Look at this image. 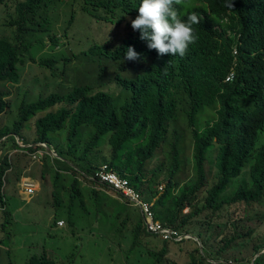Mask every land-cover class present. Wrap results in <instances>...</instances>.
<instances>
[{
  "label": "trees",
  "instance_id": "1",
  "mask_svg": "<svg viewBox=\"0 0 264 264\" xmlns=\"http://www.w3.org/2000/svg\"><path fill=\"white\" fill-rule=\"evenodd\" d=\"M208 2L214 19L181 57L159 55L140 38L141 33L136 40L110 33L108 26L132 15L141 0H0L6 11L0 25L16 27L12 38L0 36V115L9 107L13 94L9 84L20 82V64L29 60L46 68L56 67L57 58L37 59L36 55L44 46L41 33L54 32L50 39L58 44L56 17L58 10L68 11L65 3L71 8L69 26L62 29L68 39L67 62L81 59L93 63V58L101 75L106 78L111 72L109 81L99 85L79 81L67 93L57 91L31 102L24 96L12 125L0 130V142L7 138L5 141L12 142L16 151H24L21 145H31L27 151L33 154L45 150L40 143L56 149L57 156L49 155L46 164L57 165L53 176L58 189L66 176L70 179L66 217L70 228L80 219L75 216L76 209L86 211L82 183L90 189L96 215L113 205L109 214L115 225L113 232L120 233L126 224L134 222L126 264L139 248L141 236L152 235L145 229L142 216L135 219L127 203H119L99 188L101 184L94 177L101 164L110 165L128 179L150 201L163 224L184 232L203 212L210 211V218L225 213L229 225L234 224L237 209L246 214L247 208L264 205V0H233L234 9L225 7L226 0ZM42 7L47 13L41 16ZM229 11L234 19L232 28L240 35L237 57L233 54L235 38H217L215 30L217 14L228 15ZM195 12L210 17L206 8ZM129 46L140 53L138 60L126 58ZM232 68L234 79L225 82ZM180 117H185L188 134L176 125ZM86 134L88 138L83 141ZM191 148V173L196 177L182 184L185 179L177 176L185 171L182 158L186 159ZM160 155L163 160H159ZM156 159L159 165L150 170V163ZM13 168L9 156H0V215L4 220L0 251L6 255L2 264H16L10 252L14 218L6 193V177ZM65 171L70 175H64ZM54 205L59 212L65 208L56 193ZM53 224H58L57 217ZM235 234L222 239L224 247L219 249L218 258L231 247L242 246L232 244L252 232ZM72 235L76 237L77 232L72 231ZM162 244L161 250L148 252L156 259L152 264H162L167 255L168 242ZM263 248L264 241L252 246L250 264H264V255L258 256ZM75 257L72 251L66 259L55 260L42 251L25 264H74ZM205 261L201 254L198 259L192 256L189 264ZM212 262L221 264L219 259L212 258Z\"/></svg>",
  "mask_w": 264,
  "mask_h": 264
},
{
  "label": "rangeland",
  "instance_id": "2",
  "mask_svg": "<svg viewBox=\"0 0 264 264\" xmlns=\"http://www.w3.org/2000/svg\"><path fill=\"white\" fill-rule=\"evenodd\" d=\"M43 8L45 7H42L41 10L44 14L39 13L38 15L42 16L47 13V10H43ZM58 11L60 13L59 17H56L55 30L59 39L57 41L58 44H55L56 42L50 39V35H54V32L41 33L40 35L43 37L44 46L42 47V51H39L36 55L37 59L42 56L45 58L48 56L50 58H57L58 63H56L54 69L40 66L29 60L22 66L20 64L19 72L21 79L19 84H9V89L13 94L9 98V107L0 115V130L12 125L16 116H18V107L24 99V96L28 102H31L41 96H48L57 91L67 93L79 81L92 83L93 85H99L103 80L104 82L109 81L111 72L108 73L106 78L104 75H101L102 72L100 71L99 63H94L93 58H91L93 63H88L81 59L77 61L72 60L73 62L71 63L67 62L68 39L65 31L62 29L65 26H69L67 21H70L71 16L70 13L63 16L62 10ZM9 13L12 14L13 12L11 11ZM5 17L6 11L4 10V6H0V24H2ZM15 28L0 25V36L3 35L4 37L12 38L15 33ZM186 124L185 117H180L176 125L179 129L187 132ZM87 138L88 135L86 134L82 140L86 141ZM0 145L5 147L3 150L0 149V156H9L12 162H14V168L8 172L9 175L6 177L7 184L9 185L6 193L14 218L12 227H10V229H13V245L10 252L12 256H15L14 261L16 264H25L31 256L39 255L42 251H46L50 258H54L55 260L59 259L57 257L64 260L66 259L65 256L73 251L77 257H75L74 264H126L127 251H129L132 244L131 230L135 225L134 222L130 221L126 224L120 233L113 232L115 225L112 226L113 218L109 216L113 205L100 210L96 215L94 211L95 207H93V199L90 197V191H88L89 188L86 184L82 183L86 211L82 212L81 209H76L75 216L80 219L74 224V228H70L66 222L67 208L69 207L70 200L68 193L70 179L66 176L61 181L58 189L53 176V171L57 169V165L55 163L49 167L46 164V161H49L47 157L49 155L54 157V153L50 150L45 151L43 149H39L34 154L29 153L27 150V153L25 151H16L12 147L13 143L6 142L5 140ZM186 154L188 157L186 156V159L182 158L183 164L186 167L185 171L180 172L177 176L185 179L182 184L191 178V180H194L196 177L195 172L193 174L191 173V167L194 162L192 148L191 150H187ZM100 156L103 157L104 154ZM163 159L164 157L160 155L159 160ZM158 165L159 161L156 159L150 163L149 169L153 170ZM209 169L212 174L216 173V170L212 169V164L209 165ZM49 171L50 174H47ZM64 175L70 174L68 171H65ZM23 179H31L40 187L39 192L31 199H28V197L22 194L21 184L24 181ZM99 191L103 192L101 190ZM55 193L60 198L63 207H65L60 212L56 210L57 208L54 205ZM149 194H151V190ZM107 195L123 204L119 199L109 194ZM201 201H203V195ZM104 203L108 205L107 201ZM129 208L133 211V217L135 219L141 217L140 211L137 208ZM237 210L234 224L229 225H227L228 216L225 213L220 218H210L208 217L211 214L210 211L203 212L186 227L185 233L189 236L187 241L179 244H167L168 253L162 259V264H164V260L166 264H189L192 256L198 259L201 254L206 259L205 264H213L212 258L215 260L219 259L221 264H227L228 262H232L233 264H250L252 246L255 243L264 241H261V239H264V205L254 208L253 206L249 207L247 208L246 214L241 209ZM232 212H234V209ZM1 217L2 215H0V227L4 222ZM56 217L58 218V224L54 225L53 223ZM106 218L109 219V222L105 220ZM122 220L123 218L119 222L121 223ZM60 223H64V225L60 227ZM74 230L77 232L76 237L72 235V231ZM247 230L252 232L251 236L236 239L232 244L238 246L240 243H243L242 246H238V248H234L233 246L223 254H219L220 258H218L217 254L219 253V249L224 247L223 238L231 237L236 235V232L243 233ZM9 231L12 232V230ZM192 236L194 237L193 240L190 239ZM124 239L126 240L123 243ZM139 242L140 246L131 255L129 264L154 263L156 259L154 256L150 257L148 252L151 250H161L163 241L153 236L147 238L141 236ZM204 251L205 254L203 253ZM0 252H3L2 255L0 254V264H2L6 260V255H4V250ZM207 255L210 257H207Z\"/></svg>",
  "mask_w": 264,
  "mask_h": 264
},
{
  "label": "clouds",
  "instance_id": "3",
  "mask_svg": "<svg viewBox=\"0 0 264 264\" xmlns=\"http://www.w3.org/2000/svg\"><path fill=\"white\" fill-rule=\"evenodd\" d=\"M63 6L67 7L68 10L67 12L61 11L63 16H66L70 12L71 8L68 7L66 3L63 4ZM225 7L229 9H234L235 4L233 0H226ZM205 8L208 9V15L210 16L208 18L204 12H200L198 14L197 12H195V9H205ZM138 9L136 7L132 15H127V17H125L122 20L116 19L115 20L116 25L108 26L109 31L112 30L110 33L113 36L119 35L124 39L135 37L134 38L135 40L139 38V35L141 33L140 38L142 40H146L148 42V47L150 49L157 50L158 54L161 56L165 54H172L173 56L179 55L183 57L186 54L189 45L194 44L198 40V37H201L202 35L205 34L207 24L211 21V19H214L213 17L214 15L212 14V11L210 9L208 0H141ZM217 15L219 17L218 20L219 24L215 26V30L218 33L217 38L224 36L230 38L234 37L235 43L233 47V54L234 57H237L238 55L237 49L238 46L240 45V35H238L232 28L234 23V19L232 18V13L231 11H229L228 15L224 14V12H222V14H217ZM117 22L120 23L118 24ZM115 29H117V32L115 31ZM107 35L103 38L102 42L107 38ZM126 58L128 60H138L140 58V53H138L134 47L129 46L127 48ZM232 73L234 74V68L231 69L227 78ZM227 78L225 79V82H230L234 79V75L232 79L228 81ZM4 140H7V138ZM17 142H19L18 139ZM39 145L43 146L45 148V151L47 150L52 151L54 153V158L57 156L56 150L51 148L48 144L40 143ZM29 146L31 145H27V146L21 145V148L24 149L25 153H27L26 150L27 148H29ZM1 147L2 146L0 145V149ZM105 165L108 164H103L99 168ZM108 166L112 168L110 165ZM23 180L24 181L21 184V188L22 185H24L25 183L33 182L34 184H36L38 188L37 193L39 192L40 187L37 185L36 182L32 181L31 179H23ZM130 186L133 187L131 184ZM23 193L24 192L22 189V194ZM107 194L119 199L122 203H127L130 207L137 208L140 211V214L144 222V227L146 229L145 219L139 207L134 206L133 203L128 200H123L122 197L116 195L112 191ZM139 194L141 193L139 192ZM141 196L145 202L150 204L155 220L163 224V222L157 219L151 203L147 201L145 196H143L142 194ZM163 225L167 226L165 224ZM169 227H173V226H169ZM179 231L181 233H184V237L180 241H164L158 235H154L151 233L150 234L153 237L160 238L163 242H168L172 244H176L189 239V236L184 231L182 230ZM185 236H188V238H186ZM263 249L260 250L258 256L264 255L261 253ZM254 260L255 257L253 261ZM227 264H233V263L228 262Z\"/></svg>",
  "mask_w": 264,
  "mask_h": 264
},
{
  "label": "built area",
  "instance_id": "4",
  "mask_svg": "<svg viewBox=\"0 0 264 264\" xmlns=\"http://www.w3.org/2000/svg\"><path fill=\"white\" fill-rule=\"evenodd\" d=\"M233 73L227 78V81L232 79ZM101 184L102 190L106 193L114 192L116 195L122 197L123 200H128L133 203L134 206L139 207L146 223V229L149 233L158 235L164 241H180L184 237V233L174 227L164 226L162 223L155 220L154 214L151 210L149 203L145 202L127 179L120 177L112 168L105 165L96 171L95 177ZM106 187V188H105ZM23 195L28 198H32L36 195L38 188L33 182H27L22 185ZM64 223H60L62 227ZM188 238V236H185ZM264 254V249L261 251Z\"/></svg>",
  "mask_w": 264,
  "mask_h": 264
}]
</instances>
